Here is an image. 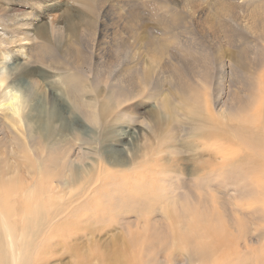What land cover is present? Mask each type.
<instances>
[{
  "label": "rangeland",
  "instance_id": "rangeland-1",
  "mask_svg": "<svg viewBox=\"0 0 264 264\" xmlns=\"http://www.w3.org/2000/svg\"><path fill=\"white\" fill-rule=\"evenodd\" d=\"M15 1L18 0H0V21L8 22L6 17L11 13L24 12L35 17L36 25H64L67 15L76 17L91 11L73 0L56 1L53 6L44 3L43 11L34 5L43 3V0H21L24 2L22 6L11 10ZM141 1L138 0L137 6ZM153 1L145 0L141 5L143 13H139L146 24L145 29L149 30L157 23L164 29L175 26L172 35L167 33L166 36L172 38L169 48H176L177 57L197 55L203 35L211 40L210 45L205 42L207 50L212 46L220 48L221 52L223 46L228 53L234 49L243 52L241 92L232 101L233 113L235 118H240V114L241 120L244 116L251 119L258 98L257 88L264 85V0H208L209 15L205 20L197 14L199 6L195 14H189L181 9L178 0ZM83 2L88 4L91 0ZM111 7L105 17L109 24L108 39L96 46V52L101 48V54L112 56V65L108 67L104 62L95 63L96 70L87 65L76 69L65 63L53 64L46 69L39 64L40 73L31 77L36 82L32 92L25 89L28 79L22 74L24 68L20 66L17 55L7 46L0 50L1 57L9 62L7 72L12 74L7 82L16 79L14 85L29 93L28 103L38 99V104L50 105V112L59 117L52 129L55 133L51 135L57 144L61 143L64 135L61 127L68 125L76 115L80 116L77 119L81 124L93 126L86 116L91 113L90 108L83 106L82 98L92 97L94 89L100 99L105 96L111 87L110 82H113L108 81L105 74L120 69L121 65L118 67L117 63L125 58V51L120 49L119 43L126 32L133 34L126 22L129 21L128 7ZM228 8L235 12L231 21V47L226 40L228 24L225 9ZM131 10L134 13L135 8ZM187 20L192 31L187 28L188 24L177 25ZM75 23L80 24V21ZM180 39H187L188 46L185 47H190V50H185ZM66 43L68 58L76 52L79 58L91 55L90 48L72 45L69 40L64 42L62 49L66 48ZM36 45L33 58L39 63L44 54L55 57L53 51L43 50L41 40ZM134 53L132 50L126 54L132 57ZM145 53L149 56L146 50L141 49L137 56ZM128 66L133 69L134 63H128ZM207 69L209 66L205 64L192 66L187 63L178 67L165 62L159 78L145 82L139 93L130 99L124 102L120 95H113L115 103L110 102L111 106L123 103L104 122L112 130L122 128L133 135L138 134L136 140L145 143L144 155L135 157L137 143L133 144L134 151L127 155L123 149L129 145H121L117 136L112 140L110 130L99 129L95 137L99 146L92 144L94 153L89 156L103 159L105 151L110 159H121L127 155L132 158V166L123 174L110 173L109 166L100 164L102 167H92L94 170L90 177L84 174L79 183L68 184L64 147L50 146L47 141L51 137L49 131L43 145L38 139L27 137L32 142V153L21 142L19 146L13 144L11 136L17 132L11 131L9 124L0 117V160H8L1 162L0 166L19 169L0 175V214L5 216V224H10L14 237L21 233V223L27 224V219L38 222L41 232L37 244L32 242L29 250L32 259L39 257L43 264H212L213 260L216 264H264V234L254 230L252 223H260L264 230L263 210L253 203L256 213L251 216L252 208L247 206L249 200L257 201L254 196H249L246 188L251 176L249 162L244 164L241 175H234V186L223 175V154L226 153L223 141L226 142L225 125L229 121L223 109L227 90L222 70L211 68L207 72ZM54 70L57 74L53 76ZM178 70L183 75L181 80L192 91L187 93V90L175 89L177 84L169 76ZM66 72H76L87 86L86 91L73 92L75 102L62 92V76ZM133 80L135 78L129 76L132 85ZM66 84L68 87V82ZM67 101L74 108L68 109ZM171 113L175 119H170ZM111 115H115L117 121H110ZM42 120L39 116V122ZM254 127L258 130L255 134L259 137L257 143L247 135L244 140L236 138L232 144L238 143L247 153L246 161L252 154L255 165L259 162L264 164V114ZM70 144L78 145L73 137ZM97 150L102 153H96ZM76 152L71 155L72 160H76ZM202 157L208 159L211 173L207 175V192L203 187V176L198 172L200 169H197V164H202ZM63 181L66 182L65 188L61 186ZM54 184L59 185V192L52 189ZM240 185L244 194L247 193L246 198L240 195L242 189L241 192L238 189L239 195L238 190L234 191ZM2 224L0 249L6 253L7 239ZM23 239L12 238L13 245ZM27 244L26 241L18 245L23 248Z\"/></svg>",
  "mask_w": 264,
  "mask_h": 264
},
{
  "label": "bare ground",
  "instance_id": "bare-ground-1",
  "mask_svg": "<svg viewBox=\"0 0 264 264\" xmlns=\"http://www.w3.org/2000/svg\"><path fill=\"white\" fill-rule=\"evenodd\" d=\"M56 1L59 2L60 0H43V3H34V5L43 11L44 7L42 5H44V3L53 6L56 4ZM73 1L82 3L84 8H89L91 10L90 13L78 14L76 17L67 15L68 19L64 20V25H36L37 23L34 22L36 20L35 17L29 16L24 12L11 13L10 17H6L8 19V22L0 21V50H2V47L7 46L11 52L17 55L20 66L24 68V72H22V74L25 76V79H28L27 84L24 85L25 89H27V91L33 92V88L35 87L36 82L31 77L32 75H34V73H40V69L38 68L40 67L39 64L46 69L53 64L56 65L65 63L73 68L87 65L90 66L92 70L97 69L95 63L104 62L105 65H107L105 67L112 65L111 55L101 54V48H99V52H96L97 44L105 43L108 39L109 24L108 22H106L105 17L106 14H108V11L112 8V5L119 8L128 7L126 9V13L128 14L129 21L126 22L128 24L127 27L130 28V32L133 33L129 34L128 32H126V35L120 40L119 47L121 50L125 51L124 60L119 61L120 63H117L118 67L121 65V68L118 70H111L108 74H105V77L106 79H108V81H113L110 82L111 87L109 88V92L107 94L105 92V96L100 99L94 89L92 97H90L89 99H85L84 97L82 98L83 106L86 108H90L91 113L87 114L86 116L87 119L92 122L93 126L81 124L77 119L80 118V116L76 115V117L72 119L68 125L64 124L65 126L61 127V131L64 135H62L63 139L60 141L61 143L57 144L53 141L54 136L51 135L55 133L52 129L56 125V122H58L59 117L56 115V113L50 112L52 111L50 109V105L48 106L46 103L38 104V99L35 102H32L31 100V102L28 103L27 97L29 93H26L24 88H17L18 86L14 85L15 81H17L16 79H12L7 82V79H9L10 75H12L7 72L9 62L2 58L0 55V117H2L9 124V128L11 131L17 132V134H12L11 136L13 144L19 146V142H21L26 147V149L32 151L30 149L32 138L38 139L43 145L48 138L47 132L49 131V136L51 137H49L47 141L48 143H50V146L52 145L56 148L59 146L64 147V156L67 157L68 162L65 179L68 184H71L73 182L76 184L79 183L84 174L87 177H90L92 171L94 170H92V167L95 168L96 165L102 167L100 164L109 166L110 168L108 170L110 173L116 172L118 174H123L124 170L127 171L129 167L132 166L130 162V159L132 158H129L127 155L128 153H132L134 151L135 147L133 148V144L137 143L138 147L135 150L137 151L135 157L141 158L142 155H144L145 143L141 144L136 140L138 134L133 135L132 132H126L122 128L112 130L108 123L106 124L104 122L108 121V117L111 112L115 108H119V106L123 103L122 102L111 106L109 103L115 101L113 95H120L121 100L123 101L130 99L134 94L139 93L140 89L144 87L145 82H153L154 80L159 78V74L161 73V69L165 62L171 63L178 67L186 66L187 63L192 66L205 64L207 67L209 66L207 72H209L211 68L222 70L221 74H223L225 89L227 90V98L223 106L224 113L229 120L225 125V130L227 132L226 142L223 141L226 150V153L223 154L222 169L224 178H228L231 181L230 184L234 186V175H241V173L244 171V164L246 162H249L248 168L251 176L250 183L246 188H248L247 191L250 194L249 196H254L253 198L257 199V201L249 200L247 202V206L248 208H252L251 216L256 213V206H253V203H255L257 206H261V209L263 210L261 217H263L262 221H264V164L259 162L257 165H255L253 161L254 156L252 154L248 155L251 161H249V159L246 161L247 153H244L242 151V147H240L238 143L232 144V142L236 138L244 140L245 136L247 135H250L249 139L253 143H257L259 137H257L255 134L258 133V130H256L257 127L255 128L254 126L264 114V85H261L257 88L256 91L258 98L254 106L252 118L248 119L246 116H244L241 120L240 114H238V117L240 118H235L234 116V104L232 103V101L235 100V97L239 96V92H241L240 78L243 76L242 69L244 68L243 52L234 49V52L228 53L226 52L225 47L223 49V46L221 52L219 51L220 48L216 47V49L218 48L217 51L215 48H212V46H210L207 50L205 45H210V39H208L206 35H203L204 40L202 45L200 46L201 48H199L198 50L197 55L177 57V55L175 54L176 48L174 47L172 50L170 49L172 47L169 48V44H171L172 38L166 36L167 33L169 35H172V29L175 28V26L171 25V29H167L168 27H165L164 29L157 23L151 26L149 30L145 29L146 24L143 23L144 20L142 18V14L139 13L142 12L141 5L145 0H142L138 6V0L133 1L132 4L131 0H91V2H89L88 4L83 2V0ZM154 1L160 3L162 0ZM178 2L181 5V9L183 11L187 10L189 14H195L196 7L199 6L200 9L197 14L203 20H205L209 15L208 0H178ZM239 2L241 3V1ZM22 3L24 2L21 0L15 1L14 4H11L10 9L14 10L20 8L22 6ZM132 7L135 8L134 13H132ZM225 12L228 24V34L226 35V40L228 47H231L233 41L230 34L231 21L235 15V12L230 8L225 9ZM82 17L83 19H81ZM77 20L80 21V24H77L78 26L75 23ZM188 23L189 22L187 20L186 22L177 23V25H187ZM187 28L189 29V31H192L189 27V24L187 25ZM38 40H41V44L44 45L43 50L44 48H47L50 51H53V55L55 54V57H53L52 54H44L41 58V63L34 59L33 53L37 46L36 44ZM67 40L71 41L72 45H84V47L90 48L92 50L91 55L86 58H79L78 52H76L75 55L72 54L73 56H69L68 58L66 56L67 50L69 51L67 43L65 45L66 48L62 49L64 42ZM180 40L182 41L184 47L188 46L187 39ZM205 42H207L208 44H205ZM74 48L76 49L75 46ZM141 49L146 50L149 53V56H147L146 53L143 56H137L138 51ZM188 49L190 50V47H188ZM188 49L187 47H185L186 51H188ZM132 50H134L135 53L134 56L130 57V55L126 53ZM212 51H214L216 55H213L214 52ZM164 55H167L169 57H165ZM225 57H228V60L225 61ZM95 60L99 61L95 62ZM117 60H119V58ZM128 63H134V68L131 69L128 66ZM12 65L15 66L16 64ZM66 70L68 71V68ZM6 73H8V76H6ZM55 74L57 73L54 70L53 76ZM79 76L80 75H78L76 72H66L65 74H63L62 81L64 85L62 87H64V89L62 92H64V94H67V98L73 99L72 95L75 90L86 91L87 86L82 83V80L80 78L81 76ZM129 76H133L135 78V80H133V85L131 84V81H129ZM182 77L183 75L179 70L174 71L169 76L172 82H176L177 85H175V89H178V91L187 90V93L189 91H192V89L185 84L186 82L181 80ZM19 78L21 79V76ZM65 81L68 82V87ZM235 89H240V91H236ZM73 100L74 102L76 101L75 99ZM66 107L68 109L74 108L69 101H67ZM99 109H101V112H98ZM39 116L43 118L41 122H39ZM100 116L101 119H99ZM170 116V119L176 118L174 113H171ZM111 120L117 121L115 115L110 116V121ZM22 126H24V128H22ZM99 129L110 130L112 140L113 137L115 138V136H117V141L120 142L121 145H129L124 147L123 149L127 152V155H125V157H122L121 159L116 157L110 159V155L106 154V151L102 153L100 150H97L95 152H98L99 154L102 153L103 159L89 156L94 153L91 145L94 144L95 146H99V142L95 138L99 133ZM34 131L35 134L33 135ZM138 131L139 133L141 132L140 129H138ZM27 137H29L31 140H29ZM72 137L77 141V146L70 144V140ZM65 149L67 153L65 152ZM76 150V160H72L71 155ZM32 153L34 152L32 151ZM86 158L87 161L85 160ZM5 161L8 160L2 159L0 160V163ZM142 162L146 161L143 160ZM201 162L202 164H197V169H200L198 172L203 176L202 177L200 175V177L204 179L202 183L205 191L207 192V177L210 176L209 174L211 173L209 172L207 166L208 159L202 157ZM251 162L253 164L250 166ZM18 170V168L0 166V175L11 174ZM237 183L238 182H236V185ZM65 185L66 182L63 181L61 186L65 188ZM226 185H224V187ZM52 189L56 192H59V185H52ZM238 189L240 190V192L243 190L241 188V185L237 186L234 191L236 192ZM239 190L237 191V195H239L240 193ZM241 194L242 196H244L243 198H246L245 194L247 193L244 194V190L242 193H240V195ZM26 221L27 224L21 223V233L17 234V236L14 237L13 232L9 228L10 224H5V216L0 214V223H3L2 227L5 228L4 235L7 239V246H5L4 248L6 253H3L0 249V264H38V260L40 261L39 264H43V259L39 257H33L32 259L29 254V250L32 247V242H35L36 244L38 242V236L41 232L40 227L38 225V222L36 221H32L30 219H27ZM252 223L255 225L253 226L254 230L256 229L260 233L264 234V230L261 229L263 225L255 221H252ZM23 237L24 239L20 242L27 241L28 244L25 247H19L18 244L20 242L13 245L12 238L20 240ZM246 252L248 253L250 251L246 250ZM212 264H216V261L213 260Z\"/></svg>",
  "mask_w": 264,
  "mask_h": 264
}]
</instances>
